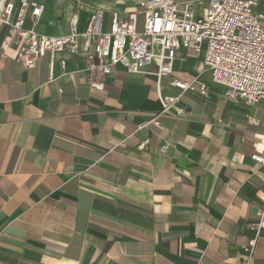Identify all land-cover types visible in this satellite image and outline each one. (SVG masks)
Wrapping results in <instances>:
<instances>
[{"label": "crops", "instance_id": "1", "mask_svg": "<svg viewBox=\"0 0 264 264\" xmlns=\"http://www.w3.org/2000/svg\"><path fill=\"white\" fill-rule=\"evenodd\" d=\"M15 10L19 0H9ZM41 34L79 31L89 16L141 0H30ZM190 3L202 15L207 0ZM255 10L264 14V0ZM32 20L27 19L30 27ZM3 31L0 32V37ZM0 49V264H245L249 223L264 208V100L231 98L202 54L177 50L173 77L206 85L181 93L182 113L159 111L154 66H116L103 89L87 82L82 54H49L33 67ZM59 59L65 60L64 70ZM55 78L49 81V77ZM168 143L162 151L160 145ZM250 264H264V230Z\"/></svg>", "mask_w": 264, "mask_h": 264}, {"label": "built area", "instance_id": "2", "mask_svg": "<svg viewBox=\"0 0 264 264\" xmlns=\"http://www.w3.org/2000/svg\"><path fill=\"white\" fill-rule=\"evenodd\" d=\"M257 0H207L202 15H197L190 3L178 0H141L129 11H112L107 27L100 9L89 16L87 26L79 31L78 15L69 20V31L60 35L38 33L34 25L41 14L38 2L19 0L15 10L9 0H0L1 54L13 47L14 60L23 67H33L38 59L49 54L51 63L57 54L68 51L82 54L87 82L96 90L103 89V78L116 66L129 73H141L154 66L157 83L167 79L180 92L158 94L159 111L148 123L160 127L158 117L171 110L182 113L181 93L197 89L206 93V85L173 77V61L177 50L202 54L203 65L210 80L224 87L231 98L253 105L264 100V14L255 10ZM27 19L32 20L30 27ZM64 70L65 60L59 59ZM55 78L52 74L49 81ZM168 143H161L166 150ZM251 159L264 165V153L254 152ZM258 219L249 223L253 235L242 246L243 261L250 264L257 239L264 230V208Z\"/></svg>", "mask_w": 264, "mask_h": 264}]
</instances>
